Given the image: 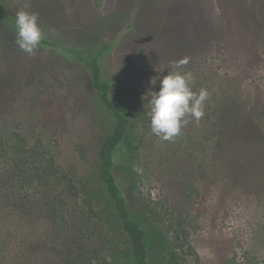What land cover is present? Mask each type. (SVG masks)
<instances>
[{"label":"rangeland","instance_id":"1","mask_svg":"<svg viewBox=\"0 0 264 264\" xmlns=\"http://www.w3.org/2000/svg\"><path fill=\"white\" fill-rule=\"evenodd\" d=\"M19 10L44 31L33 55ZM93 58L128 120L113 172L150 264H264V0H0V264H133L98 172L115 119ZM183 59L208 97L165 141L149 93Z\"/></svg>","mask_w":264,"mask_h":264},{"label":"clouds","instance_id":"2","mask_svg":"<svg viewBox=\"0 0 264 264\" xmlns=\"http://www.w3.org/2000/svg\"><path fill=\"white\" fill-rule=\"evenodd\" d=\"M15 44L21 51L33 55L44 39V31L39 24L38 13L19 10L15 21ZM187 60L170 61L167 68L168 74L161 75L158 79L159 91L150 92V129L152 134L162 140L169 141L176 137L192 117L199 121L204 115V104L208 97L205 89L199 92L192 90L193 76L185 71L183 66ZM165 71V70H164Z\"/></svg>","mask_w":264,"mask_h":264},{"label":"trees","instance_id":"3","mask_svg":"<svg viewBox=\"0 0 264 264\" xmlns=\"http://www.w3.org/2000/svg\"><path fill=\"white\" fill-rule=\"evenodd\" d=\"M92 84L99 94L101 104L110 111L115 119L111 131L106 136L99 151V177L105 187L106 195L113 204L116 215L120 221V227L125 236L126 246L133 264H150L149 251L146 244L147 231L136 222L128 209L125 197L118 185L113 172L115 165V152L125 138L128 120L124 113L119 111L112 103L110 87L103 80L102 71L96 58L88 63ZM167 264H177L176 254L171 253L167 258Z\"/></svg>","mask_w":264,"mask_h":264},{"label":"crops","instance_id":"4","mask_svg":"<svg viewBox=\"0 0 264 264\" xmlns=\"http://www.w3.org/2000/svg\"><path fill=\"white\" fill-rule=\"evenodd\" d=\"M137 8H138L137 14L140 15L141 14V9H140L139 6H137Z\"/></svg>","mask_w":264,"mask_h":264}]
</instances>
